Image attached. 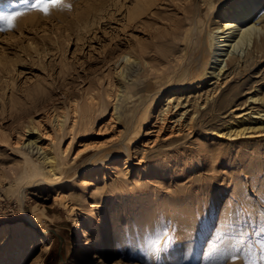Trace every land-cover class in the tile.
Instances as JSON below:
<instances>
[{
    "label": "rangeland",
    "instance_id": "374dc122",
    "mask_svg": "<svg viewBox=\"0 0 264 264\" xmlns=\"http://www.w3.org/2000/svg\"><path fill=\"white\" fill-rule=\"evenodd\" d=\"M202 1L63 0L47 15L27 11L10 30L0 19V29H5L0 32V264L39 260L34 234L19 225L26 224L27 217L49 240L42 264H65L79 247L77 215L94 217L91 241L102 222L110 220L109 242L113 246L117 239L119 250L112 254L102 250L101 264H253V260L264 264V51L251 54L256 60L250 67L234 76L233 71L218 98L223 105L202 123L183 127L182 134L173 133L180 127L176 123L161 121L160 109L175 91L186 93L183 97L189 104L195 98L200 103L204 90L196 86L164 89L152 98L159 90L158 84L154 86L148 94L150 118L130 144V153L119 143L125 142L133 126L111 119L118 56L141 54L151 63L145 67L151 74L169 68L177 61L189 28L185 8ZM214 1L218 4L209 29L236 0ZM254 1L264 13V0ZM33 3L51 0H0V17ZM206 9L207 4L202 20ZM248 49L235 53L242 58ZM76 104L83 109L75 114L80 121L72 115ZM99 107L107 108L105 113ZM191 112L184 119L188 121ZM237 114L248 117L251 126L262 121V128L231 133L234 128L229 126ZM26 125H34L41 134L39 145L54 148L56 154L60 150L61 168L54 175L46 171L44 177H24L20 151L28 134ZM150 129L154 131L149 133ZM161 136L169 137L164 141ZM81 149L85 152L76 156ZM96 151L100 158L88 160ZM105 152H109L106 157ZM84 179L91 184H82ZM240 208L246 212L239 213ZM161 216V231L168 227L174 242L167 248L162 244V251L153 256L149 244L157 238ZM250 249L252 259H246Z\"/></svg>",
    "mask_w": 264,
    "mask_h": 264
},
{
    "label": "bare ground",
    "instance_id": "6f19581e",
    "mask_svg": "<svg viewBox=\"0 0 264 264\" xmlns=\"http://www.w3.org/2000/svg\"><path fill=\"white\" fill-rule=\"evenodd\" d=\"M7 1H9L10 3H13V0H7ZM205 4H207V9L205 11V14L203 15V20H202L201 13H202L203 6ZM217 4L215 3L214 0H203L201 5H195L193 8H191L189 10L187 7L185 8V12H186L185 18L187 20V24L189 25V28L185 33V43H182L183 47H182V50L180 52L179 57L177 56V61H175V63H173L171 66H169V68H166V69L161 68L162 70L160 72L158 71L159 72L158 74L157 73L151 74L149 72L147 73V68H145V67L150 68L149 65L151 63L148 65V63L146 61H143V59H142L143 57L141 56V54L139 56H135V55L130 54L129 52H125L123 54H120V56H118V59L116 60V66L114 65L116 67L115 71H114V75L116 78H114V79H116V87L117 88L115 90L116 93L115 94L113 93L115 96H113V94H112V98L114 97V99L112 102L111 119L115 118L119 124H128L127 126H130V127L133 126V128H131L132 132L130 131L131 132L130 134L128 133L124 136L125 142L120 141L121 143H119V147L122 150L124 149L125 153L126 152L130 153L129 152L130 144L133 143L137 133L141 129L142 124H144L146 118H150V117H147L148 112L151 111L150 110L151 104L149 105L150 98L148 97V94L150 91L154 90V86L156 84L159 85V90L155 94L152 92L154 94L153 96H151L152 98L155 97L156 95H158L159 93H161V91H163L164 89L173 88V87L186 86L187 88H190V87L196 86L197 89H199L200 91L204 90V99L200 103L198 102L199 98H195L194 103L189 104V100H186V98H185L186 93L184 95L183 92H180V91L176 92L174 90L175 92L168 95L165 99L164 104H162L163 106H161L162 108L160 109V113H159L160 117L159 116L158 117L161 119L162 122H165L166 120H170L169 121L170 123H176V125H179L180 126L179 130L173 131V133L177 132V133L182 134L181 130L183 127L190 128L194 122H195V124L202 123L204 121V118L206 115L210 116V114H209L210 112L216 110V108H220L223 105V103L221 101H218V98L223 94V91L221 89L224 85L227 84V82L229 80L228 78L234 72L235 73L232 76L236 75V72L239 70H242V68L250 67L251 64H253L254 60H256V59H254L255 57L254 58L251 57V54H254V53L258 54V53L264 51V13H263V10H261L262 12H259L257 10V2H255L254 0H236V1H234L231 6L229 5L230 7H228V10L225 11V13H223L224 15L223 16L221 15L220 19H217V20L215 19L217 22L215 27L209 29L207 25H208V22L210 21V18L214 14V10H215ZM182 19H184V18H182ZM186 20H184V21H186ZM182 29H185V28H180V30H182ZM158 44H160V43H158ZM153 47H155V46H153ZM163 47L164 48L167 47L166 44H163ZM169 47L170 46H168V48ZM171 47H172V45H171ZM246 47H249V49L246 51V54L242 58H240L235 52L236 51L238 52L240 49H245ZM165 49H167V48H165ZM154 51L156 52V50H154ZM160 52H162V51H160ZM164 52H165V50H164ZM147 53H148V51H147ZM146 55H148V54H146ZM174 55H176V54H174ZM163 57H165V56H163ZM156 60H158V59H156ZM171 60H172V58L170 59V61ZM155 63H156V61H155ZM234 67H236V68L234 69ZM149 68H148V70H149ZM154 68H156V67H154ZM230 69L232 71H229L228 73H226V71H228ZM223 75H225V76L223 77ZM149 78H152V80L148 81ZM203 83H206V86H204L205 84L203 85ZM181 89H179V90H181ZM186 89H184V90H186ZM108 95H110V94H108ZM108 95H107V97H108ZM183 95L185 97H183ZM190 95L191 94H189V96ZM195 97H196V95H195ZM162 98H163V96H162ZM182 98H185L184 99L185 101L182 100ZM93 101H94V99H93ZM107 101H109V98ZM224 102H227V101H224ZM77 104H78V102H77ZM77 104L75 106H73L74 111H73L72 115H73V118H76V116H77L76 119L79 120L78 115H75V114L78 113L79 109L81 112L83 109L81 110V108L77 107ZM189 106H191L192 110H189L190 109ZM89 108H91V107H88L87 109H89ZM95 108H93V109H95ZM102 108H100V110ZM106 109H105V111H106ZM103 111H104V109H102V112ZM105 111L103 113H105ZM190 111H192V112H191V115H189V118L187 121L184 118H186V115L190 114ZM80 115H83V114H80ZM94 115H95V113H94ZM243 115L244 114H237L235 116V118H234L235 123L229 126V128H234V129H230L231 133L233 132L235 134H242V133H244V131H246V130L248 131V129L254 130L256 128H262V126H263L262 121H258L256 124L251 126L250 125L251 123L248 121L249 118L245 117ZM92 116H93V113H92ZM219 117H220V115H219ZM65 118H67V117H65ZM87 119H88V117H87ZM84 120H83V124H85ZM93 120H92V122H93ZM60 122H61V120H60ZM60 122H59V124H60ZM74 122L76 123V120H74ZM107 122L109 123V121H107ZM81 123H82V121H81ZM114 125H115V123H114ZM105 126H104V128H105ZM124 126L126 127V125H124ZM26 127L29 128V125H26ZM59 127H60V125H59ZM71 127H73V125ZM75 127H77V126H75ZM88 127L89 126H87V128ZM167 127L169 128L168 125H167ZM177 127H175V128H177ZM196 127H197V125H196ZM79 129H80V127H79ZM90 129H92V128L89 127V130ZM100 129H102V128H100ZM100 129H99V131H100ZM114 129H116V128H114ZM161 129H162V125L158 126L157 131H160ZM172 129H173V127H172ZM77 130H78V128H77ZM108 130H111V128ZM75 131H74V134H76ZM85 131H83V133ZM96 131H98V130H96ZM103 131H105V130H103ZM125 131H128V130L126 129ZM152 131H154V130L150 129L149 133ZM169 131H172V130L169 129ZM214 131H215V129H214ZM27 132H28V134L26 136L25 141L22 142V145L20 144L21 147L23 148L22 149L23 151L21 150L20 152L22 153L21 157H23L22 173H23L24 177L32 178V179H33V177L39 176V175H42L44 177L46 171H49L50 173H52L54 175L55 170L58 169V167H59L58 166L59 162H61V161H59L60 156L57 155L60 150H57L58 152L56 154V152H54L52 150L54 148L48 149L46 147L47 148L46 149V148L42 147V145H39V139L41 137V134L37 131V129L34 125H32L28 129ZM72 132H73V130H72ZM170 133H172V132H170ZM117 136H119V135H117ZM111 137H112V135H111ZM168 137L169 136L165 137L164 139L162 137V139L165 141V139H167ZM72 138L70 140H72ZM74 138H75V136H74ZM156 138H157V134H155V139L153 141H155ZM116 142H114V144ZM57 149H59V148L57 147ZM141 149H143V148H141ZM68 150H69V148H68ZM64 152H65V150H63L61 152V154L64 155ZM83 152H85V151L82 150V152H80V153L77 152L75 154H76V156H78ZM98 153H99V151H96L93 155H91L88 158V160H92V159L96 158ZM108 154H109V152H105L104 155H102V156L106 157ZM151 155H153V154H151ZM130 156H129V158H130ZM97 157H99V156H97ZM99 158L96 160H99ZM85 162L88 163L87 159ZM99 162H101V161H99ZM101 163H103V162H101ZM60 165H61V163H60ZM59 168H61V166ZM58 171H60V170H58ZM85 179L82 180V184H88V183L91 184L92 180H85ZM50 182H52V181H50ZM82 221H84V224H83V226H80L79 223ZM93 223H94V217L92 215H89L88 217H86L84 219L82 218V215H77V217L75 219V226L76 227L78 226V232H77V238L75 239V241L79 242V247L77 248V250L72 252L69 260L65 264H101V263H103V260H104V254L101 253L102 250L105 251L106 254H112L113 252H117L119 250V242L117 239H115L113 241V246H112V244H110L111 242H109V237H110V232H111V226H110L109 218H107L105 221L102 222L101 227L98 229L97 232H95L96 236L94 237L93 241H91L90 235H91V231H93V229H92L94 226ZM19 225H21L22 227H25L29 232L34 234L33 241L35 242V244L37 243L39 245L38 248H39V252L41 254V256H40V258L36 264H42L43 256L46 254V252L48 251V248H49L48 238H45L44 236H42V234L40 235V233L38 234L36 232L38 227L34 224L33 220L29 217L26 218V224L19 223Z\"/></svg>",
    "mask_w": 264,
    "mask_h": 264
},
{
    "label": "snow or ice",
    "instance_id": "6c2138e0",
    "mask_svg": "<svg viewBox=\"0 0 264 264\" xmlns=\"http://www.w3.org/2000/svg\"><path fill=\"white\" fill-rule=\"evenodd\" d=\"M63 0H51V3H33L31 4L28 8H26L23 11H15L7 16L0 17V19H4L7 24V29L10 30L14 27L13 22L20 16L25 15L27 11H39L44 13L45 15L48 14V11L50 8L57 7L61 5ZM64 7H70V5H64ZM5 31V29H0V32ZM239 213L246 212V209L240 208L238 209ZM164 224V218L161 216L159 218L158 226L156 229L157 233V238L152 240L149 244V252L151 255L155 256L158 255L162 251V244L164 248H167L169 246V242L172 241L174 242V237L172 234H170L169 228L164 227L163 230L161 231L160 226ZM252 249H250L246 255V259H252L250 253ZM262 252H264V246H262ZM236 257H233V260H235ZM261 259L264 260V255L261 256ZM254 264V260H253Z\"/></svg>",
    "mask_w": 264,
    "mask_h": 264
}]
</instances>
